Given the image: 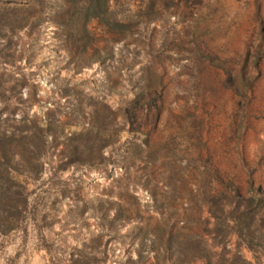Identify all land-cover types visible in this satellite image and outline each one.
<instances>
[{"label": "rangeland", "instance_id": "rangeland-1", "mask_svg": "<svg viewBox=\"0 0 264 264\" xmlns=\"http://www.w3.org/2000/svg\"><path fill=\"white\" fill-rule=\"evenodd\" d=\"M108 3L0 0V264H264V0Z\"/></svg>", "mask_w": 264, "mask_h": 264}, {"label": "trees", "instance_id": "trees-1", "mask_svg": "<svg viewBox=\"0 0 264 264\" xmlns=\"http://www.w3.org/2000/svg\"><path fill=\"white\" fill-rule=\"evenodd\" d=\"M109 0H56V11L59 17L66 19L67 24L73 23L76 25V30L79 32L82 38H88L93 35L90 31L87 22L95 20L101 23L106 31H114L116 27L121 26L124 22L118 20L112 15V10L109 9ZM258 6L257 0H255ZM263 28V22L260 21V29ZM95 46H92V50H96ZM94 58V56H92ZM259 55L257 54L254 60V65L257 67ZM142 93V92H140ZM142 97V96H140ZM137 100L135 97L131 99V104H134ZM130 122V120H129ZM235 201L239 200V196L236 192L233 194ZM258 199L255 191L252 189L250 197L244 201V205L239 214L251 212L257 204Z\"/></svg>", "mask_w": 264, "mask_h": 264}]
</instances>
